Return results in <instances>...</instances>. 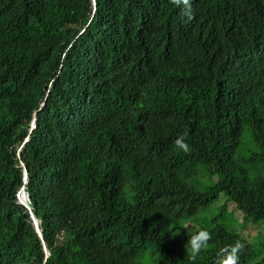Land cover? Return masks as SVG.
<instances>
[{
	"label": "trees",
	"instance_id": "trees-1",
	"mask_svg": "<svg viewBox=\"0 0 264 264\" xmlns=\"http://www.w3.org/2000/svg\"><path fill=\"white\" fill-rule=\"evenodd\" d=\"M183 7L0 0V264H264V0Z\"/></svg>",
	"mask_w": 264,
	"mask_h": 264
},
{
	"label": "clouds",
	"instance_id": "clouds-1",
	"mask_svg": "<svg viewBox=\"0 0 264 264\" xmlns=\"http://www.w3.org/2000/svg\"><path fill=\"white\" fill-rule=\"evenodd\" d=\"M175 3L182 4L184 6L183 7L184 16H186L188 19H191V16H192L191 0H175ZM93 11H94V0H93ZM43 104L44 102L40 104V109L43 107ZM35 127H36V113L33 115L32 119L30 120L28 135L24 139L23 143L16 147V151H15V158L18 163V167L22 171V185L16 191L15 202L16 204L20 205L27 211L32 221V224L38 236L40 237L42 241L41 232L38 228V221L34 217L33 212L31 210L30 200H29L28 193L25 187L27 184L28 173H27L25 164L22 160V154L24 152V144L29 140V135L31 134L33 129H35ZM186 136H187V133L178 135L174 143L179 149H182L184 152H189L191 150V146L186 140ZM211 239H212V233L206 228H201L198 231H196L193 235H191L188 238V241L186 244L188 250L190 251L189 259L191 261H195L202 250L209 248L210 246L209 241ZM42 244H43V250H44L45 256H47L48 251L46 247L44 246L43 242ZM242 247H243V244L238 240L232 245H228V246L221 248L217 253L215 264H238L239 262L238 252Z\"/></svg>",
	"mask_w": 264,
	"mask_h": 264
},
{
	"label": "rangeland",
	"instance_id": "rangeland-1",
	"mask_svg": "<svg viewBox=\"0 0 264 264\" xmlns=\"http://www.w3.org/2000/svg\"><path fill=\"white\" fill-rule=\"evenodd\" d=\"M212 208H214V205L210 208V209H212ZM233 208V206L231 205V209ZM249 228V227H248ZM261 228H262V231L264 232V226H261ZM237 229V231H240L241 232V230H240V227H237L236 228ZM248 230V229H247ZM249 231H250V233L253 235L254 234V232H252L251 231V228H249Z\"/></svg>",
	"mask_w": 264,
	"mask_h": 264
},
{
	"label": "bare ground",
	"instance_id": "bare-ground-1",
	"mask_svg": "<svg viewBox=\"0 0 264 264\" xmlns=\"http://www.w3.org/2000/svg\"><path fill=\"white\" fill-rule=\"evenodd\" d=\"M230 75V74H229ZM213 105V104H212ZM178 121V120H177ZM207 122V121H206ZM196 129V128H195ZM204 129V128H203ZM205 132V131H204ZM90 180V179H89Z\"/></svg>",
	"mask_w": 264,
	"mask_h": 264
}]
</instances>
